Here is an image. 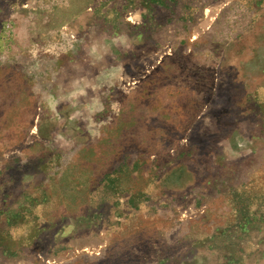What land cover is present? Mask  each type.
<instances>
[{
	"label": "rangeland",
	"instance_id": "rangeland-1",
	"mask_svg": "<svg viewBox=\"0 0 264 264\" xmlns=\"http://www.w3.org/2000/svg\"><path fill=\"white\" fill-rule=\"evenodd\" d=\"M0 264H264V0H0Z\"/></svg>",
	"mask_w": 264,
	"mask_h": 264
}]
</instances>
